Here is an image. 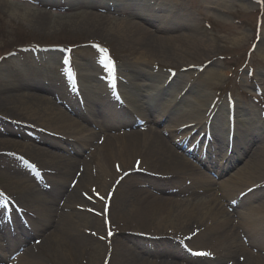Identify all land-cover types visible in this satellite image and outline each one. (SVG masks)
<instances>
[{"label":"rangeland","instance_id":"rangeland-1","mask_svg":"<svg viewBox=\"0 0 264 264\" xmlns=\"http://www.w3.org/2000/svg\"><path fill=\"white\" fill-rule=\"evenodd\" d=\"M42 1L46 3L54 0L0 1V152L12 151L16 156L14 158L12 156L13 153H0V203L2 200L12 199L13 203L18 204L21 210L23 208L27 210L29 201L35 196L36 192H43L42 196L45 200L51 199L47 196L49 194L47 192L52 191L55 187V182L50 179V176H57V173L53 174L48 170L51 167L56 168L60 165H55V161L49 156L38 154L35 146H44L42 143L35 141L31 136L37 134L38 136L45 135L68 145L71 144V147H80L82 149V151L80 149L82 158L90 152L89 147L79 146L77 137L58 135L47 130V128L54 129L57 125L56 123L52 125L42 123L41 117L31 113L25 105L5 100L7 95H11L14 92L20 93L17 89L23 84L24 80H27L29 83L35 82V84L37 82L44 87L52 88L53 90L51 91H37V93L43 97L46 96L50 100L53 98L52 101L55 105L67 113L66 115L69 118L77 120L80 123L82 122L94 131H97L99 126H97L98 123L93 117L94 114L89 111L86 105L84 100L86 95L88 98L96 99L103 106H106L108 108V111L106 110L107 114H112L114 117H125L132 114L133 107L130 103L127 104L123 100L124 105H120V109L116 101L111 99L107 88L111 84L117 85L118 90V84L121 81H123L124 85L129 86L130 84L135 86L134 83L139 84L141 94L138 97L141 103H144L143 110L141 109V111L147 114L145 109L146 95L151 92L154 83L145 76L134 77V73L131 74L125 71L124 63L128 61L132 64L139 55L137 52L135 55H129V49L132 45L128 42L119 41L113 35H108L107 32H104L105 29H100L96 25H80L78 21L70 20V16L73 13H79L83 9L84 4H82V1L95 2L101 5L102 8L100 6V8L97 7L93 11L104 16L106 15V21L107 19L110 20L111 17L121 19L129 17L127 13L121 12L120 9H118L119 11L115 10L117 7L116 2L129 4L128 7L135 11L141 9L143 4L148 6L149 2H151V5L155 2L160 9L158 13L160 15L163 14L154 20L151 19L153 20L151 22L155 25L147 23V17L142 18L135 15L131 18L144 23L148 26L149 30L161 36L175 37L179 36V34L188 35L190 32H193L198 37L206 40V43H204L207 45H202L200 49L193 47V49L191 48L187 52L177 54L174 50L168 52L170 50L168 42H160L161 45L160 43L150 42V40L145 39V46H137V49H147L145 53L146 61L136 62L138 63L137 67L143 70L145 74H158L160 72L164 75L169 74L171 77L176 76L179 82L181 80L182 82H186L185 90L193 85L195 86V90L197 88H204L203 91L207 90L212 93L210 106H216L214 111L210 107L206 111L205 115L208 117V121L205 123L203 130L199 129V127L198 129H192L191 127L188 129V127H185V124L179 125L184 122L182 119L172 121L174 125H178V130L174 133L170 132V126L173 123L168 120H162L160 123L154 125L146 123L148 126L163 131V136L167 138L178 154L182 155L191 164L200 166L191 157L190 150L194 149L193 153L195 157L205 163L204 167L201 166L202 170L216 182L215 185H212V189L204 192V190L196 188V184L188 181L186 177L181 181L177 180L172 185L166 186V190L168 192L175 190V193L178 191L183 192L176 197L187 201L188 204L201 201L199 199L208 200L209 198L205 197L212 195L219 201L223 209L230 214L233 225L241 219L242 213H248L252 206H259L261 204L260 210L264 213V194L257 200L245 202L244 205L238 208L235 206L231 210L228 208L230 206L227 205L226 197L223 198L221 196L223 194L221 181L232 176L235 179V173L243 168L247 157L235 159V164L231 169L218 174L216 172L217 168L225 162L224 160L219 161V156L225 152V140L222 152H219L217 149L219 145L218 141L212 143L213 146L210 150L208 148L204 149L203 145L205 143H199V140H203V136L200 138V135L209 133L208 128L211 127L212 121L215 118V125L218 129L219 127L223 128V124L227 123V109L229 108L228 102L230 101H234L231 103L234 108L236 103L239 104V119L242 122V129L248 127L252 133H260L264 140V92L263 90L259 92L257 88L258 86L262 88V85H264V0H226L220 1L219 6L214 5V0H127L130 1L129 3L124 2V0H59L62 4V7L59 8L54 5L50 6L51 4L49 6L42 4ZM66 1L75 2L67 4L68 2L66 3ZM107 4L109 7L106 6ZM166 7L171 10L168 13V17L176 15L175 26L168 28L170 29L169 31H159L154 27L157 25L167 26L169 22L164 16ZM210 7L217 9H211ZM218 9H221L223 13H220ZM184 22L188 25H180V23ZM112 25L117 24L112 23ZM98 33H104V39H99V42L94 44L93 40L98 39L95 38ZM244 34L247 36L246 38L234 41L237 37H241ZM176 46L182 50L188 48L186 41L177 42ZM155 49L156 51H154ZM65 60L70 63L68 65L64 64ZM109 62L115 66V79H113V72L108 70ZM209 65L213 70H222L224 75L220 81L216 82L213 79H207L204 70ZM68 67H71L74 79L68 76L66 71ZM79 72L91 75V79L84 85H80V82L77 81V74ZM129 79L134 80L133 84L128 81ZM71 80L76 81L77 89L81 90L82 95L80 97H83L82 99L76 93L73 98L71 88L67 90V86ZM178 81L176 85H179ZM16 83L19 84L16 85ZM12 88L14 89L12 90ZM33 91L36 92L35 90ZM172 91L165 98H169ZM56 93L60 94L61 99H64L65 103L54 101V94ZM192 96L193 92L188 94L185 97V103H193ZM150 104L153 105L154 103L150 101ZM68 105L78 110L87 121L82 120V116L75 115ZM157 111H159V107L155 106L151 114L155 115ZM133 116H130L131 128L141 129L143 127L142 123H140L142 122L141 119L138 118L137 114H133ZM175 117L176 115L174 114L171 120H174ZM23 121L34 123L44 128L34 126L32 129H29L22 125L21 122ZM18 122L20 125L17 124ZM6 127L10 128L12 135L6 131ZM224 127L226 128V125ZM129 128L112 130V133L123 132ZM59 131L61 130L59 129ZM194 131L198 134L195 137ZM179 133L181 134L179 135ZM191 135H193V138H188ZM5 139L14 142L13 144H9L4 142ZM247 139L248 137L238 139L240 146ZM255 141V147L260 145L258 143L260 139H256ZM51 150L57 154L68 155L64 150ZM231 155L235 156L228 146L226 156ZM11 157L14 158V162H12ZM76 157L79 158L78 156ZM208 161H213L214 167L212 169L206 167ZM95 167V164L90 163V169ZM258 169L259 167L257 171ZM238 177L243 178L244 174H239ZM65 182L69 190L73 189L74 186L70 183L67 176ZM252 183H256L253 185V187L257 186L255 189H260L261 186V190H264V166H261L260 170L258 172L255 171L253 174L248 175L246 173L244 181H237L235 184L237 188H234L235 194L243 193L248 189L246 187ZM191 190L197 192L199 199L194 200L192 195L190 196ZM99 191L101 193L105 192L101 188ZM78 194L79 198L85 200V203L87 202L88 207L85 205L87 209H83L80 206L81 201L77 202L76 205L78 207L73 209L64 208L62 207L63 198L59 204L55 205L54 209L57 207V212L53 217L51 216L52 221L43 228L42 232L30 235L28 243L23 245L18 244L14 248L9 246V251L6 250V247L5 249L3 247L5 251L0 250V264H16L19 256H22L21 258L24 261H29L25 259L27 255H23V253H26V250L30 251V258L32 256L34 259L32 264H100L99 261L106 250V245L101 239L107 236L110 237L113 230L106 226L102 217L94 215V212H103V205L100 202L102 200L96 194H93L88 189V186L80 188V193ZM46 203L49 204L50 202L46 201ZM30 209H28L30 215L35 216ZM61 212L70 213L73 221L77 223L75 225L74 236H76V240L82 239L84 252L81 255L75 250L69 253L68 248L70 246L68 245L74 240L67 234L60 235L61 243L65 245L63 249L51 250L44 243V236L48 235L50 237V233L59 218L57 215ZM77 212L89 214L87 222L82 223L80 221L81 217L77 215ZM26 217L28 219V215ZM88 231H91L96 237L89 234ZM131 231L130 228L118 230L113 233V236L121 240L130 239L129 242H131V240L138 237V234H132ZM196 231L192 227H188L176 234L169 235L165 233L169 238L171 236V239L168 240L174 241H170L172 247H175L178 252L181 251L180 253L185 254L184 256H189L188 259H178V263L227 264L226 256L224 257L225 253H223L224 251L219 245H215L214 254L207 256H197L194 258V256L191 257L190 254L186 253L188 250L193 251V253L202 252L203 248L210 245L208 242L204 243L202 241L203 243H200L191 240ZM85 232L88 233L86 234ZM17 234L18 232L15 231L14 236H17ZM262 236L257 232L254 238L255 243L257 241L263 242ZM144 240L140 242V245H146L145 247L152 252H162L161 250L164 247L159 244L160 242ZM240 241L244 244V247H247L246 242L241 239ZM154 242H157V244L155 245ZM190 251L189 253L193 254ZM92 252L93 254H91ZM10 253L12 254L9 256ZM94 253L97 254V258L94 257ZM13 255H15V258L9 260ZM222 255L224 258L219 263L217 260Z\"/></svg>","mask_w":264,"mask_h":264},{"label":"bare ground","instance_id":"bare-ground-1","mask_svg":"<svg viewBox=\"0 0 264 264\" xmlns=\"http://www.w3.org/2000/svg\"><path fill=\"white\" fill-rule=\"evenodd\" d=\"M220 1L226 0H214V5L219 6ZM43 2L44 1H42V4L48 6L51 4L50 6L62 7L59 0L46 3ZM71 2L75 1H66L67 4ZM124 2L129 3L130 1L124 0ZM82 4H84L83 9L79 13L71 14L70 20L78 21L80 25H96L100 27V29H105L106 31L104 30V32H107L108 35H113L115 38L119 39V41L128 42L132 45L129 49L130 53L128 52L129 55H135L136 52L139 54L135 62L131 64L126 61L123 66L128 73H134V77L145 76L154 83L151 92L146 95L147 101L145 102V109L147 114L141 111L144 103H141L138 97L141 94L139 84L134 83L135 86L131 84L129 86L124 85L123 81L118 84L119 94L127 104L130 103L132 105L133 110L131 115L114 117L112 114H107L108 108L103 106L98 100L88 98L87 95L84 98L89 111L94 114L93 117L98 123L97 126H99V128L97 131L88 128L82 122L80 123L77 120L69 118L66 115L67 113L63 112L60 110L59 106L55 105L52 101L53 98L50 100L46 96L43 97L38 94L37 91L53 90L52 88L40 85V83H29L27 80H24L23 84L17 89L20 93L14 92L11 95H7L5 100L25 105L31 113L41 117L42 123H48L50 125L54 123L57 124H55L56 127H54V129L47 128V130L57 133L58 135L77 137L79 146L89 147L90 152L87 156L85 155L82 158L80 147H71V144L68 145L60 140L45 135L38 136L37 134L31 136L35 141L42 143L44 146H35L38 154L49 156L55 161V165H60L56 168L51 167L48 170L53 174L57 173V176H50V179L55 182V187L52 191L47 192L49 193L47 196L52 200H45L42 196L43 192H36L35 196L29 201L27 210L23 208V215L25 217L28 215L27 227L21 223L19 216L14 215L16 211L12 209L13 207L8 206L10 208L6 210L0 206V215L3 217V219H0V250L5 251V247L6 250H8L9 246L14 248L18 244L23 245L28 243L30 235L36 232H42L43 228L52 221V217L57 212V207L54 209L55 205L59 204L60 200H63V198L62 207L64 208L73 209L78 207L76 204L81 201L80 206L83 209H87L85 207V205L88 207L87 202L85 203V200L79 198L78 193H80V188L88 186V189L93 194H99L97 197L102 200L100 202L103 205V212H94V215L102 217L106 226L113 230L110 237L107 236L101 239L106 245V250L99 261L100 264H179L177 261L178 259H188L189 256H184L185 254L180 253L181 251L178 252L175 247H172L170 243L174 241L168 240L171 239V236L169 238L165 233L169 235L173 233L176 234L188 227H192L198 231H196L191 240L200 243L208 242V244H210L208 247L203 248L204 250L202 252L214 254L213 250L215 245H219L220 248L223 249V253H225L224 257L226 256L227 264H264V241H257V243H255L256 241L254 240L257 232L263 235L262 237L264 239V213L260 210L261 204L259 206H252L248 213H242L241 219L236 221L233 225L230 214L223 209L219 201L212 195L205 197L209 199L204 201L198 198L199 195L195 190H191L190 196L192 195L194 200L199 199L201 201L188 204L187 201L176 197L183 192L178 191L175 193V190H171L169 193L168 190H166V186L172 185V183L177 180L181 181L186 177L188 181L196 184V188H200L204 190V192H208L212 189V185H215L216 182L202 170L201 166L204 167L205 164L203 161H198V165L200 166L191 164L173 149L171 143L163 136V131L146 124L152 123L154 125L160 123L162 120H168L173 123V125L170 126V132L174 133L177 132L178 125H174L172 121L182 119L184 122L179 125L185 124V127H188V129H190L189 127L198 129L199 127V129L203 130L208 119L205 114L210 107L212 93L207 90L203 91L204 88H197L195 90L194 85L185 90L186 82H182V80L179 82L177 80L178 77L175 76L172 78L169 74L164 75L160 72L158 74H145L143 70L137 67L138 63L136 62L146 61L145 53L147 49H137V46H145V39L155 43L168 42V46H170L168 52L174 50L178 54L187 52L189 49H193V47L195 49H200L202 45H207L205 44L206 40L202 37H198L193 32H190L188 35L179 34V36L175 37L161 36L149 30L148 26L144 23L135 21L131 18L135 15L142 18L147 17L148 21L146 22L150 25H155L151 21L163 15L158 13L160 9L155 2L152 3V5L151 2H149L148 6L143 4L142 8L136 11L130 9L128 7L129 4H120L116 2L117 7L115 6V10L119 11L118 9H120L121 12L127 13L129 17H124V19L111 17L110 20L107 19V21L105 20L106 15L104 16L103 14H98L93 11V9L97 7L100 8L101 5L95 2L89 3L85 1H82ZM106 6L109 7L108 4ZM210 8L214 9L215 7ZM218 11L223 13L221 9H218ZM170 12L171 10L166 7L164 16L169 20L168 25H157L154 28L159 31H169L170 29L168 28L175 26L176 15L174 14L168 17V13ZM112 23L117 25H112ZM180 25L188 24L184 22L180 23ZM103 35L105 34L98 33L95 36V38L98 39L93 40V43L95 42L94 44H96L99 42V39H104ZM246 37L247 36L244 34L241 37H237L234 41L242 40ZM180 41H186L188 48L182 50L177 47L176 43ZM160 44L158 45L160 46ZM154 51H156V49ZM204 74L207 79H213L216 82L220 81L224 75L222 70H213L210 65L204 70ZM122 76L125 77L123 74ZM77 78L80 85H84L91 79V75L79 72ZM128 81L133 84L134 80L129 79ZM177 81L180 86L176 85ZM17 84L19 83H16V85ZM70 88L71 85H68L67 90ZM13 89L14 88H12V90ZM261 89L264 92V85H262ZM171 90L173 91L170 97L165 98ZM192 92L193 103H185V97ZM114 94L116 93L112 91L110 96L112 99H116V104H118L119 101ZM54 96V101L65 103L64 99H61L59 93L54 94ZM150 101L154 104H150ZM155 106L159 107V111H157V114L153 115L151 112ZM69 108L75 115L82 116L75 108L71 106H69ZM214 108H216V106ZM133 114H137L138 118L144 122L141 129L137 130L131 128L130 116L134 117ZM174 114L176 117L174 120H171ZM82 120L87 121L83 116ZM215 120L216 118L212 121L210 135L208 137L203 135V140H199V143H206L208 145L207 148L210 150L213 146L212 143L218 141L219 145L217 149L219 152H222L221 150L224 149L225 140V152L219 156V161L224 160L225 162L217 168L216 172L218 174L226 172L234 166L235 159L238 160L244 158V156L247 157L243 168L235 173L237 175H235V179L232 176L221 181L222 192L224 194H221V196L223 198L226 197L227 205L230 206L232 205V201L238 196V193L235 194L234 189L237 188L235 185L237 181H244L246 173H248V175L253 174L255 171L258 172L261 166H264V145H262L264 140L260 133L254 134L248 127L242 129V122L239 119V104L236 103L231 150L235 156H226L228 134L230 130L228 112L227 123L223 124V128L218 126V129L215 125ZM26 122L27 121H23L21 123L29 129L38 126L34 123ZM17 124L20 125L19 122ZM224 125H226V128ZM38 127L44 128L43 126ZM128 127L130 128L126 129V131L112 133V130ZM59 129L61 131H59ZM6 131L12 135L10 128L6 127ZM196 133L194 137L198 135ZM180 134L181 133H179V135ZM203 134L206 135V133ZM190 137L193 138V135ZM246 137H248L247 141L240 146L238 139ZM256 139H260V142H258L260 145L255 147ZM4 142L13 144L14 141L5 139ZM51 149L64 150L68 155L57 154ZM0 153L12 154L13 152L7 151ZM12 156L15 158V153H13ZM13 157H11L12 162H14ZM89 162L95 164L96 169H90ZM206 167L212 169L214 167L213 161H208ZM258 167L259 169L257 171ZM239 174H244V177H238ZM64 175H66L70 183L73 184V189H68L65 182L66 176ZM256 183L249 184L246 188ZM100 188L105 190V192L101 193L99 191ZM263 194L264 190H261L260 186V189L257 188L243 197L236 208L244 205L245 202L261 198ZM100 197H104V199ZM46 201L52 204L50 205V203L48 204ZM29 208H31L30 211H32L35 216L30 215ZM9 210L10 212H8ZM77 215L81 217L80 221L82 223L87 222L89 214L86 212H77ZM57 216L59 217L58 221L53 227L50 237L48 235L44 236V243L47 244L51 250L63 249L65 245L61 243L62 240L60 239V235L67 234L74 240L68 245L70 246V248H68L69 250L67 249L69 253L75 250L80 255L83 254L84 247L82 245V239L79 238L76 240V236H74L75 225L77 223L73 221L71 214L61 212ZM127 228L132 230V234H138V237L129 242L130 239L121 240L113 236L115 231ZM15 231H18L17 236H14ZM88 232L93 235L91 231ZM88 232L85 233L87 234ZM93 236L96 237L95 235ZM144 239L160 242L159 244L164 247L161 250L162 252H152L145 247L146 245H140L141 241H145ZM240 239L246 242L248 248L244 247ZM154 243L155 245L157 244V242ZM194 250L196 251V249ZM25 252L27 254L23 253V255H27L25 259L29 261H24V259L21 258L22 256H19L16 260V264L33 263L34 259L32 256L30 258V251L26 250ZM11 254L12 253H10L9 256ZM91 254H93V252ZM94 257H98L96 253H94ZM224 257L223 255L220 256L217 261L221 262Z\"/></svg>","mask_w":264,"mask_h":264},{"label":"snow or ice","instance_id":"snow-or-ice-1","mask_svg":"<svg viewBox=\"0 0 264 264\" xmlns=\"http://www.w3.org/2000/svg\"><path fill=\"white\" fill-rule=\"evenodd\" d=\"M69 63H70V62L67 61V60L64 61V64H66V65H68ZM108 70L111 71V72H113V79H115V75H114V73H115V66H114V64H112L111 62H109ZM66 71H67V73H68V76H69L70 78H73V79H74V73L72 72L71 67H68V68L66 69ZM97 195H99V194H97ZM100 198H101V199H104V197H100ZM193 254H194V255H197V256H207V255H209V253H206V252H196V253H193Z\"/></svg>","mask_w":264,"mask_h":264}]
</instances>
